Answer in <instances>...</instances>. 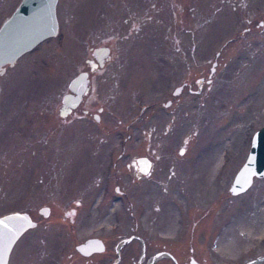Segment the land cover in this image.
<instances>
[{
    "label": "rangeland",
    "instance_id": "374dc122",
    "mask_svg": "<svg viewBox=\"0 0 264 264\" xmlns=\"http://www.w3.org/2000/svg\"><path fill=\"white\" fill-rule=\"evenodd\" d=\"M8 11L0 1V23ZM263 12L264 0H56V34L0 73V215L36 222L6 264H264V176L228 191L264 123ZM80 71L87 90L61 115ZM91 236L104 250L80 255Z\"/></svg>",
    "mask_w": 264,
    "mask_h": 264
},
{
    "label": "water",
    "instance_id": "95a60500",
    "mask_svg": "<svg viewBox=\"0 0 264 264\" xmlns=\"http://www.w3.org/2000/svg\"><path fill=\"white\" fill-rule=\"evenodd\" d=\"M55 4L56 0H20L11 14L1 22L0 73L3 72L5 66L12 65L21 54L29 51L45 38L56 34L58 24L55 16ZM108 52L107 46L93 48L92 56L95 59V65L102 66ZM88 62L93 66L91 61ZM215 65L216 61L214 60L209 68L206 81H209ZM87 83L86 71H80L68 82V92L61 97V115L68 113L79 104L82 95L87 90ZM180 88L181 86H177L174 92H178ZM169 103L170 100H167L163 105L167 106ZM93 118L97 120V115L94 114ZM135 163L139 173H147L150 161L145 156L136 157ZM262 176H264V123L252 133L245 159L235 171L228 191L232 195L240 194L251 185L254 177ZM48 211L47 206H41L38 209V212L43 216H46ZM0 222H2L0 223V247L3 249V264H6L16 239L27 228L34 227L36 222L26 211H11L2 214L0 215ZM132 237L135 235L131 234L122 240L120 246ZM74 249L79 254L87 256L103 251L104 243L100 238L88 237L75 244ZM162 254L170 256L167 252H157L152 257V261ZM189 264L197 263L193 258H190Z\"/></svg>",
    "mask_w": 264,
    "mask_h": 264
},
{
    "label": "flooded vegetation",
    "instance_id": "af4514ba",
    "mask_svg": "<svg viewBox=\"0 0 264 264\" xmlns=\"http://www.w3.org/2000/svg\"><path fill=\"white\" fill-rule=\"evenodd\" d=\"M0 1L2 2V7H4V8L6 7V8H8V10H9V11L7 12V15H4V16L2 17V18H3L2 21H3L6 17H8V16L11 14V12L14 10V8L16 7V5L19 3L20 0H15L14 2H13V0H10V2H9L8 0H0ZM12 2H13V5H12V6H9V5H11ZM263 16H264V12H263ZM2 21H1V22H2ZM248 21L250 22V21H252V19H249ZM256 22H257V25H258V26H261L262 24H264V20H262V19H260V20H258V21H256ZM0 24H1V23H0ZM247 28H248V27H246V29H247ZM217 54H218V53H217ZM89 61H90V60H89ZM93 61H94L93 63H95V59H94V58H93ZM89 66H90V65H89ZM91 67H93V66H91ZM87 78H88V77H87ZM207 79H208V76H207L206 80H207ZM209 79H210V78H209ZM200 80L203 81V78L201 77ZM206 80H205V81H206ZM206 82H207V81H206ZM87 85H88V83H87ZM182 87H183V86L181 85V88H182ZM71 110H72V109H71ZM82 112H83V113H86V109H83ZM93 115H94V114H93ZM118 191H119V187H118V185H116V186H115V192H118ZM133 235H134V234H133ZM135 236H136V235H135ZM91 237H95V236H91ZM87 238H88V237H87ZM97 238H98V237H97ZM132 238H134V237H132ZM132 238H131V239H132ZM85 239H86V238H85ZM131 239H129V240H131ZM129 240H128V241H129ZM80 255H81V254H80ZM91 255H92V254H89V255H87V256H85V257H89V256H91ZM82 256H84V255H82Z\"/></svg>",
    "mask_w": 264,
    "mask_h": 264
},
{
    "label": "bare ground",
    "instance_id": "6f19581e",
    "mask_svg": "<svg viewBox=\"0 0 264 264\" xmlns=\"http://www.w3.org/2000/svg\"><path fill=\"white\" fill-rule=\"evenodd\" d=\"M46 39V38H45ZM203 183H200V182H195V181H190L189 183H188V185H190L191 187H192V189H193V187H195L197 190H199V189H204V186L202 185ZM191 190V189H190ZM250 264H252V263H250ZM254 264V263H253Z\"/></svg>",
    "mask_w": 264,
    "mask_h": 264
},
{
    "label": "snow or ice",
    "instance_id": "6c2138e0",
    "mask_svg": "<svg viewBox=\"0 0 264 264\" xmlns=\"http://www.w3.org/2000/svg\"><path fill=\"white\" fill-rule=\"evenodd\" d=\"M0 223H2V222H0ZM2 255H3V249H2V247H0V264H3Z\"/></svg>",
    "mask_w": 264,
    "mask_h": 264
}]
</instances>
